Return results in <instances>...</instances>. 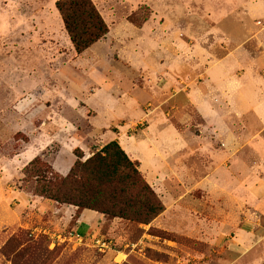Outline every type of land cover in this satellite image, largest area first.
Instances as JSON below:
<instances>
[{
	"label": "rangeland",
	"instance_id": "rangeland-1",
	"mask_svg": "<svg viewBox=\"0 0 264 264\" xmlns=\"http://www.w3.org/2000/svg\"><path fill=\"white\" fill-rule=\"evenodd\" d=\"M56 1L0 4V18L13 27L8 55L0 44V264H264V237L246 250L228 242L248 219L264 227V162L258 154L252 155L248 176L237 182L185 187L183 144L184 156L168 160L177 171L153 187L165 207L159 216L149 224L105 217L82 237L75 233L76 216L65 221L66 214L51 207L65 204L34 194L32 182L23 181L22 169L35 157L63 174L75 162L76 149L84 160L118 130L134 135L151 127L155 106L148 100L122 106L116 87L185 86L187 75L178 65L168 79L135 67L131 73L128 57L136 51L139 62L145 58L150 68L170 56L173 64H181L185 5L210 22L216 19L218 0H92L110 32L82 53L74 50ZM131 14L137 21L147 17L141 28L127 21ZM163 20L174 26L160 27ZM261 20L255 25H264ZM162 30L171 34L170 42H161ZM193 77V85L200 86L203 79ZM185 115L189 120L181 122ZM169 119L180 131L198 132L202 122L191 106L173 111ZM230 123L235 131L243 126ZM262 139L264 133L251 146ZM96 240L107 247L100 248Z\"/></svg>",
	"mask_w": 264,
	"mask_h": 264
},
{
	"label": "crops",
	"instance_id": "crops-1",
	"mask_svg": "<svg viewBox=\"0 0 264 264\" xmlns=\"http://www.w3.org/2000/svg\"><path fill=\"white\" fill-rule=\"evenodd\" d=\"M8 1L1 0L0 4L6 6ZM199 8L207 11L201 5ZM185 9L183 62L173 64L174 59L170 56L169 61H155V65L150 68L145 58L139 62L141 56L139 58L134 51L128 57L132 66L127 67L131 73L135 67L147 74L151 71L164 73L168 79V75L172 76V67L178 65L187 75L185 86L116 87L118 104L126 107L142 106L148 100L155 110L149 118L151 127L149 124L146 130L134 135H128V129L118 130L105 141L116 140L130 159L137 160L139 170L152 188L177 171L171 168L168 160L174 154L184 156L183 144L185 187L230 185L227 180L237 182L248 176L252 155L262 156L261 161L264 162V139L255 147L251 146L254 139L264 133V25H261L264 22V0H218L213 8L217 12L216 19L210 22L190 13L192 11L186 5ZM195 9L197 7L193 6L192 10ZM13 19L10 15L11 23ZM257 19H262L259 23L261 26L255 25ZM170 23L163 20L159 26H174V23ZM250 23L256 27L255 30H252ZM12 28V24L8 26L0 18V44L5 47V55L12 47ZM109 32L89 49L105 41ZM159 35L162 43L171 41V34L166 35L162 30ZM212 36L215 37L212 39ZM156 50L159 49L156 47ZM95 58H99L97 54ZM192 76L193 80L203 79L202 84L194 86L190 81ZM111 97H114L113 93ZM186 106H191L202 121L198 132L187 129L180 131L169 119L173 111ZM188 120L185 115L180 121ZM230 122L243 126L235 131ZM253 125L259 129H251ZM56 170L59 172V168ZM68 170L67 167L65 173H59L65 175ZM55 205L51 206L55 212L61 210L66 214L65 221L76 216V207L62 205L58 208ZM76 217L75 233L80 237L95 231L96 224L105 221V216L88 209L81 210ZM251 222L253 220L248 219L243 226L233 231L228 239L230 245L246 250L264 237V227H256Z\"/></svg>",
	"mask_w": 264,
	"mask_h": 264
},
{
	"label": "trees",
	"instance_id": "trees-1",
	"mask_svg": "<svg viewBox=\"0 0 264 264\" xmlns=\"http://www.w3.org/2000/svg\"><path fill=\"white\" fill-rule=\"evenodd\" d=\"M55 7L76 53L84 52L109 32V25L92 0H57ZM146 20L127 16V21L138 28ZM78 151H74L76 160L66 175L35 157L23 167V181L32 182L34 194L76 207V216L88 209L111 219L149 224L165 210L139 170V162L130 159L116 140L84 160Z\"/></svg>",
	"mask_w": 264,
	"mask_h": 264
},
{
	"label": "built area",
	"instance_id": "built-area-1",
	"mask_svg": "<svg viewBox=\"0 0 264 264\" xmlns=\"http://www.w3.org/2000/svg\"><path fill=\"white\" fill-rule=\"evenodd\" d=\"M96 244H97L100 248L107 247V244H106L105 242H101V240H96Z\"/></svg>",
	"mask_w": 264,
	"mask_h": 264
}]
</instances>
